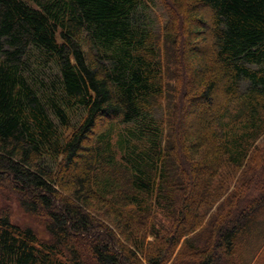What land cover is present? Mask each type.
<instances>
[{"label": "trees", "instance_id": "obj_1", "mask_svg": "<svg viewBox=\"0 0 264 264\" xmlns=\"http://www.w3.org/2000/svg\"><path fill=\"white\" fill-rule=\"evenodd\" d=\"M262 140L264 0H0V264H264Z\"/></svg>", "mask_w": 264, "mask_h": 264}, {"label": "rangeland", "instance_id": "obj_2", "mask_svg": "<svg viewBox=\"0 0 264 264\" xmlns=\"http://www.w3.org/2000/svg\"><path fill=\"white\" fill-rule=\"evenodd\" d=\"M151 12L155 21L156 28L162 27L165 24V20L167 21V19L176 18L175 13H173L174 15L171 16L164 10V7L162 6L160 1H156L155 5H152ZM261 144L264 148V140L261 141ZM260 185L261 188H264V181L261 180ZM232 188L233 186L230 187L228 193H231L230 191L232 190ZM8 189L10 190L8 191ZM13 190L14 189L11 188L10 184L7 182H3L0 185V210L9 211L11 221L14 224L31 227L34 231L38 233L41 239H48V235L46 234L42 224V218L40 216L37 217L36 215H29L25 213L20 208L17 200V194ZM158 219H160V217H158Z\"/></svg>", "mask_w": 264, "mask_h": 264}]
</instances>
